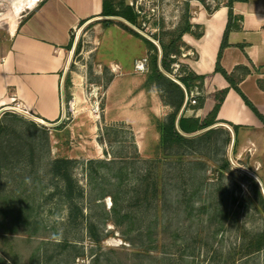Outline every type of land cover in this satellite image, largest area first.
Returning <instances> with one entry per match:
<instances>
[{"label": "rangeland", "instance_id": "obj_1", "mask_svg": "<svg viewBox=\"0 0 264 264\" xmlns=\"http://www.w3.org/2000/svg\"><path fill=\"white\" fill-rule=\"evenodd\" d=\"M96 1L92 0L93 8ZM113 1L118 7L123 2L134 8L139 14L138 33L153 41L160 54L159 42L168 43V33L186 17L192 23L196 9L211 13L227 2ZM18 2L0 0V41L25 18V11L17 10ZM103 21L94 20L73 31L68 48L70 85L63 83L65 116L54 123L57 126H46L30 113L9 111L0 117V257L6 251L18 264H31L32 253L39 251L42 264H264V250L256 251L264 234V210L253 192L254 182L264 189V126L259 118L249 112L254 123L239 128L237 134L226 123L211 143L159 149L157 125L173 110L166 105L164 92L147 82L155 52L119 26L120 21L108 25ZM181 51L171 75L174 79L179 68L190 69L189 48L182 46ZM139 65L144 67L139 69ZM250 67L254 73H264L261 66ZM117 76L119 89L110 91ZM259 81L264 90V76L258 80L250 76L242 90L264 113ZM196 90L206 98L203 89ZM187 110L188 115L203 117V110ZM117 156L133 162L126 169L125 187L132 191L133 200L123 203L135 221L131 236L121 232L127 231V224L124 230L110 220L102 224L103 206L107 211L111 208L109 197L101 204L89 202L85 164ZM56 158L78 162L72 174L85 196L78 199L84 216L76 225L69 203L56 194L61 183L49 174V161ZM116 172L113 168L109 173L111 184L117 181L113 178ZM157 177L164 178L168 190L167 199L158 203L151 192L149 198L143 196L146 188L152 191ZM20 208L24 209L21 215ZM13 218L19 224L11 230ZM35 219L40 223L37 232L25 226ZM90 221L98 224L96 238L89 234ZM155 221L159 223L151 238L145 233L136 235Z\"/></svg>", "mask_w": 264, "mask_h": 264}, {"label": "crops", "instance_id": "obj_2", "mask_svg": "<svg viewBox=\"0 0 264 264\" xmlns=\"http://www.w3.org/2000/svg\"><path fill=\"white\" fill-rule=\"evenodd\" d=\"M17 6V10L25 11V18L10 29L9 37L0 41V117L19 101L32 116L48 123L59 122L64 114L63 83L70 59L71 36L75 29L101 15L103 0H97L94 8L92 0H19ZM233 11L241 17V29L229 34L230 46L224 49L220 63L228 73L237 67L250 70L246 76L242 69L237 71L242 77L239 87L243 92V84L250 76H256L257 80L264 76L262 72L254 73L250 67L253 64L255 68L264 69V0L236 2ZM227 22L226 5L211 13L198 8L192 23L200 26L202 36H183L190 52L187 59L190 70L206 76L205 104L199 109L203 110V117H194L205 118L215 105V94L229 87L227 80L215 72ZM114 79L110 91L119 89V76ZM257 85L264 92L258 82ZM127 91L130 93L132 89ZM228 107L231 110L228 111ZM187 111L186 115L192 116ZM249 112L253 113L242 97L230 88L217 120L236 125L238 129L250 127L254 122ZM260 124L263 126L262 122Z\"/></svg>", "mask_w": 264, "mask_h": 264}, {"label": "trees", "instance_id": "obj_3", "mask_svg": "<svg viewBox=\"0 0 264 264\" xmlns=\"http://www.w3.org/2000/svg\"><path fill=\"white\" fill-rule=\"evenodd\" d=\"M226 7L228 8V22L227 26L223 35V40L221 43V47L218 53L215 72L220 73L229 83V87L218 91L215 94V105L213 109L207 114L205 118H199L194 116H187L186 110L193 109L199 110L202 109L205 104V97L202 95H198L196 97V104H191L187 102L186 108L184 112L179 116L180 111L185 103L186 92L188 96H190L191 92L197 88L201 91L204 87L206 76L204 75H197L190 69L179 68V74L176 75V80L180 82L177 83L173 79L169 78L166 74L172 75L174 71V66L178 65L179 57L182 54V46H187L183 41L182 38L185 34H191L197 38L202 36V31L200 26H194L189 17H186L183 24L179 26L174 32L168 33L171 39L168 43H164V41H160L161 46V54L158 46L151 40L145 38L144 36L140 35V33L134 31L131 27L126 25L123 22H118L119 26L123 29L131 32L136 37L141 38L149 47L150 50L154 51L155 54L151 59L150 64V73L147 79L148 83H154L157 87L164 92V100L166 105L172 108V112L168 115V117L159 122L157 125V129L160 134V143L159 149L165 150L170 145L176 146H186L188 144L194 143H204L209 142L211 143L212 138L218 134L219 132H223V127L212 128L207 130L204 133L199 134L195 137H187L186 135H193L198 132L203 131L204 129L211 127L219 121L217 120V116L219 110L225 100L227 92L230 88H233L244 100L245 104L251 109V111L260 119L264 126V115L257 109V107L246 97V95L241 91L239 85L242 81V77L237 75V71L242 69L243 76L250 74V70L247 67H237L231 73H228L226 70L223 69L221 66V58L223 55V51L226 47L230 46L228 42L229 34L234 30H240V21L241 17H238L234 14L233 5L236 2H247L248 0H226ZM44 2V1H43ZM100 16L103 17H120L127 21L129 24L140 28L139 26V14L134 10V8L130 5H125L123 2H119V7L114 3L113 0H103V10ZM106 25L114 23L113 20H104L103 21ZM84 24V23H82ZM195 29V30H194ZM199 30L198 32H196ZM69 46H72V39ZM161 55V57L159 56ZM160 60V65H159ZM166 73V74H165ZM66 85H70V77L69 75L66 76L65 79ZM260 86V81H259ZM70 98V95L67 96V99ZM34 124V123H33ZM235 133L237 134L238 126L230 124ZM2 131V127L0 125V133ZM77 160L68 159V158H56L49 161V174L52 176V180H55L61 183V187L56 188V194L60 195V199L63 202H68L70 207V217L74 224H78V219L83 218V211L82 208L79 206L78 199H81L85 196L84 189L80 187L78 181L73 178L72 170L74 166L77 164ZM129 165H133V162H130L128 157L124 156H117L111 160H89L85 164V171L88 178V184L90 188L89 193V202L92 204H101L102 201L109 197L111 199V208L107 211L103 206V214L106 216L104 218V222L102 224H106L107 221H111L113 225L120 230H124L123 225L126 226L127 224V231H121L125 236H131L134 234V225L135 221L131 216V213L123 208V203L125 202H132V198H130V192L126 190V184L128 180V172L126 171ZM116 168L117 172L113 175V178L117 179L114 184L110 183V172ZM135 180L137 176L133 177ZM127 179V180H126ZM164 178L157 177L155 182L153 183L152 191L147 190L144 191V199L149 198L148 194L152 193V198L156 200L158 203L161 200L167 199V186L164 188V183L167 182L163 181ZM127 181V182H126ZM125 189H124V188ZM163 187V189H161ZM254 194L259 199L261 206L264 210V198L261 192L260 187L256 182H254ZM136 193V192H135ZM134 193L135 198L138 199V192L137 194ZM194 195V194H193ZM136 199V200H137ZM21 214L24 213V209L20 208L18 211ZM17 219H12V228L11 230L15 229L19 224L16 222ZM19 221V219H18ZM128 221V222H127ZM159 222L155 221L151 223L147 228L146 231H139L136 235H144L148 238L152 237V232L154 228L158 227L157 224ZM39 222L35 219L33 221L26 222L25 226H30L32 231L37 232L39 230ZM155 225V226H154ZM98 224L95 222H89V234L96 238ZM31 235L34 234L33 232L30 233ZM135 235V236H136ZM262 237L257 243L256 251L264 250V234L261 235ZM6 237V236H4ZM7 238V237H6ZM127 241L133 246H135V241L132 237L126 238ZM10 238H7L9 241ZM4 255L0 257V264H18L17 261L14 259L16 257H12L6 251H3ZM138 254V253H137ZM11 256V257H10ZM80 256V255H78ZM12 258V259H10ZM31 264H42L40 261V254L39 251L32 253L30 258ZM46 262V261H45ZM68 264V263H67Z\"/></svg>", "mask_w": 264, "mask_h": 264}, {"label": "water", "instance_id": "obj_4", "mask_svg": "<svg viewBox=\"0 0 264 264\" xmlns=\"http://www.w3.org/2000/svg\"><path fill=\"white\" fill-rule=\"evenodd\" d=\"M94 20H117V21H120V22H123V23L127 24V25H128L129 27H131L134 31L139 32L138 29H137L136 27L132 26L131 24H129L127 21H125L124 19H122V18H120V17H103V16H99V17H96V18H94V19L88 21V23L91 22V21H94ZM160 57H161V55H160ZM159 65H160V60H159ZM67 73H68V67H67V69H66V71H65V74H64V81H65V79H66ZM165 74H166V73H165ZM166 75H167L169 78L173 79L174 81H176L177 83L180 84V82L177 81L176 79H174L173 77H171V75H168V74H166ZM187 101H188V94H187V92H186L185 103H184V105H183V107H182V109H181V111H180L179 116L184 112V110H185V108H186V105H187ZM64 106H65V100H64V91H63V110L65 109ZM0 116H1V113H0ZM64 116H65V110H64L63 118H64ZM31 117H32L34 120H36V121H38V122H40V123H42V124H44V125H46V126L55 127V126L58 125V123H57V124H54V123H48V122L43 121V120H41V119H39V118H36V117H34V116H31ZM225 125H226V124H224V123H217V124H215V125H213V126H211V127H208V128H206V129H204V130L201 131V132H198V133L193 134V135H186V136H187V137H195V136H198V135L201 134V133L206 132L207 130H210V129H212V128H217V127H223V126H225ZM231 139H232V140H231V145L234 146V144H235V134L232 135V138H231ZM259 184H260V182H259ZM260 188H261L262 194L264 195V189L262 188V185H261V184H260Z\"/></svg>", "mask_w": 264, "mask_h": 264}, {"label": "built area", "instance_id": "obj_5", "mask_svg": "<svg viewBox=\"0 0 264 264\" xmlns=\"http://www.w3.org/2000/svg\"><path fill=\"white\" fill-rule=\"evenodd\" d=\"M139 69H142L144 66L143 65H139L137 66ZM197 88H195L190 96H188V101L191 104H196V97L198 96L199 92L196 90ZM10 111L12 112H20V113H28L27 110L25 109V106L22 102L19 101H15L14 105L10 108Z\"/></svg>", "mask_w": 264, "mask_h": 264}, {"label": "bare ground", "instance_id": "obj_6", "mask_svg": "<svg viewBox=\"0 0 264 264\" xmlns=\"http://www.w3.org/2000/svg\"><path fill=\"white\" fill-rule=\"evenodd\" d=\"M33 1H35V2H36V1H39V0H33ZM95 144H96V143H95ZM100 152H101V151H100Z\"/></svg>", "mask_w": 264, "mask_h": 264}]
</instances>
